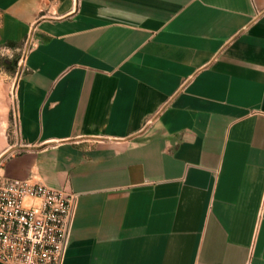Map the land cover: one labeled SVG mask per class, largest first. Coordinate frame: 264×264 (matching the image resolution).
Here are the masks:
<instances>
[{"label": "crops", "instance_id": "0c3cea01", "mask_svg": "<svg viewBox=\"0 0 264 264\" xmlns=\"http://www.w3.org/2000/svg\"><path fill=\"white\" fill-rule=\"evenodd\" d=\"M2 44L0 173L77 193L61 264H264V0H0Z\"/></svg>", "mask_w": 264, "mask_h": 264}, {"label": "built area", "instance_id": "2783aa9c", "mask_svg": "<svg viewBox=\"0 0 264 264\" xmlns=\"http://www.w3.org/2000/svg\"><path fill=\"white\" fill-rule=\"evenodd\" d=\"M15 58L32 45L25 36ZM14 49L0 45V58L9 65ZM77 193L42 181L0 173V261L7 264H61L68 242Z\"/></svg>", "mask_w": 264, "mask_h": 264}, {"label": "trees", "instance_id": "16d2710c", "mask_svg": "<svg viewBox=\"0 0 264 264\" xmlns=\"http://www.w3.org/2000/svg\"><path fill=\"white\" fill-rule=\"evenodd\" d=\"M13 61H11V63H12Z\"/></svg>", "mask_w": 264, "mask_h": 264}]
</instances>
